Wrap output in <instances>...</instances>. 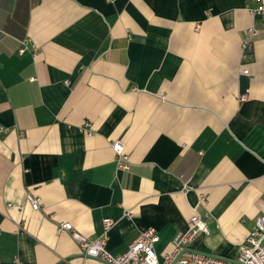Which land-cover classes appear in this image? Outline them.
Instances as JSON below:
<instances>
[{"label":"crops","instance_id":"obj_1","mask_svg":"<svg viewBox=\"0 0 264 264\" xmlns=\"http://www.w3.org/2000/svg\"><path fill=\"white\" fill-rule=\"evenodd\" d=\"M0 125V264H109L57 232L104 218L112 255L153 227L162 261L193 214L187 249L234 259L264 215V21L248 0H0Z\"/></svg>","mask_w":264,"mask_h":264},{"label":"built area","instance_id":"obj_2","mask_svg":"<svg viewBox=\"0 0 264 264\" xmlns=\"http://www.w3.org/2000/svg\"><path fill=\"white\" fill-rule=\"evenodd\" d=\"M248 7L253 15H257L264 21V0H248ZM256 34L255 27H249L246 30L242 39L244 58L248 56L251 38ZM25 50L26 47L23 46L19 49V53H23ZM243 71L247 72L246 69ZM2 131L5 129L0 125V132ZM112 147L118 156V166L126 169L129 157L124 153L122 143L114 141ZM27 200L33 209L39 208V199L34 194L28 193ZM102 224L103 232L95 238L81 235L67 221L58 223L57 232H69L80 244L84 256L99 257L110 264H264V215H258L255 218L252 229L244 242L240 244L238 254L234 259L210 256L187 249L189 243L200 232L208 233L205 222L197 214L191 216L187 229L174 237L172 246L163 254L162 261L159 260L154 247L159 240L155 228L147 227L141 230L126 251L119 255H112L106 248V234L113 221L110 218H104ZM16 264L24 263L17 261Z\"/></svg>","mask_w":264,"mask_h":264},{"label":"water","instance_id":"obj_3","mask_svg":"<svg viewBox=\"0 0 264 264\" xmlns=\"http://www.w3.org/2000/svg\"><path fill=\"white\" fill-rule=\"evenodd\" d=\"M199 253H202V254H206V255H210V254H207V253H203V252H199ZM210 256H212V255H210ZM110 264V263H109Z\"/></svg>","mask_w":264,"mask_h":264}]
</instances>
